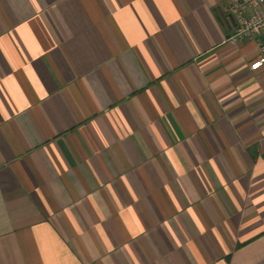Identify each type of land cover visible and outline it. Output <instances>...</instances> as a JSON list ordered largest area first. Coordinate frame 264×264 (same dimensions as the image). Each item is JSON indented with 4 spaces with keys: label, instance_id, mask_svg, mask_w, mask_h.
<instances>
[{
    "label": "crops",
    "instance_id": "crops-1",
    "mask_svg": "<svg viewBox=\"0 0 264 264\" xmlns=\"http://www.w3.org/2000/svg\"><path fill=\"white\" fill-rule=\"evenodd\" d=\"M232 1L0 0V264H264Z\"/></svg>",
    "mask_w": 264,
    "mask_h": 264
},
{
    "label": "built area",
    "instance_id": "built-area-1",
    "mask_svg": "<svg viewBox=\"0 0 264 264\" xmlns=\"http://www.w3.org/2000/svg\"><path fill=\"white\" fill-rule=\"evenodd\" d=\"M233 17V28L226 40L235 45L241 41H252L256 57L249 68L256 71L264 67V0H235L227 6Z\"/></svg>",
    "mask_w": 264,
    "mask_h": 264
},
{
    "label": "water",
    "instance_id": "water-1",
    "mask_svg": "<svg viewBox=\"0 0 264 264\" xmlns=\"http://www.w3.org/2000/svg\"><path fill=\"white\" fill-rule=\"evenodd\" d=\"M223 18L225 19V20H231V21H233V17L231 16V15H223Z\"/></svg>",
    "mask_w": 264,
    "mask_h": 264
}]
</instances>
